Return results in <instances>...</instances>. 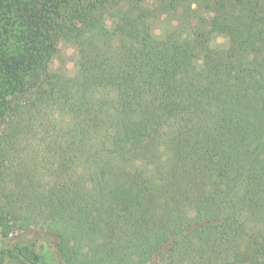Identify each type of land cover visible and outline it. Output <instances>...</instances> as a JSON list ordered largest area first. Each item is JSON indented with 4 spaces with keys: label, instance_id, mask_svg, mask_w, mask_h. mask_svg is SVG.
I'll return each mask as SVG.
<instances>
[{
    "label": "trees",
    "instance_id": "trees-1",
    "mask_svg": "<svg viewBox=\"0 0 264 264\" xmlns=\"http://www.w3.org/2000/svg\"><path fill=\"white\" fill-rule=\"evenodd\" d=\"M33 230L0 264H264V0H0V235Z\"/></svg>",
    "mask_w": 264,
    "mask_h": 264
},
{
    "label": "rangeland",
    "instance_id": "rangeland-1",
    "mask_svg": "<svg viewBox=\"0 0 264 264\" xmlns=\"http://www.w3.org/2000/svg\"><path fill=\"white\" fill-rule=\"evenodd\" d=\"M225 1V0H221ZM242 4H248L250 0H239ZM97 10V6L95 3L89 5V7L85 8L80 17L73 21L70 24H60L57 31V38L59 41V52L57 56L54 58L51 69L56 70L59 68H64L68 74L75 75L76 67H75V55L76 51L79 47L83 46L85 41L82 39L79 30L82 28V19L84 15L95 13ZM168 27V23L166 21H158L157 23H152L150 26L148 25L145 28H142L144 32H152L155 31L159 33L161 29ZM126 28H128L126 26ZM226 40L222 37H217L211 40L212 45H222L225 44ZM41 231L33 230L29 232L25 237H21L20 239L14 240L11 238H3L0 235V252L4 250L6 247L11 246L16 243H21L23 245H30L31 241H34L36 238L40 237ZM43 236H41V241L43 240ZM39 239V238H38ZM46 239V238H44ZM46 246L45 254L49 259H54L57 264H64L61 258L57 255L56 249L53 244L49 241Z\"/></svg>",
    "mask_w": 264,
    "mask_h": 264
}]
</instances>
